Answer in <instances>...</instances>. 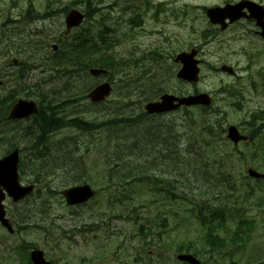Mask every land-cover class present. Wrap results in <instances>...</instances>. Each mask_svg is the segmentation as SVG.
<instances>
[{
  "label": "rangeland",
  "instance_id": "rangeland-1",
  "mask_svg": "<svg viewBox=\"0 0 264 264\" xmlns=\"http://www.w3.org/2000/svg\"><path fill=\"white\" fill-rule=\"evenodd\" d=\"M30 1L38 11H43L46 5L45 0H0V72L4 68L10 74L0 76L6 80L0 86V99L11 95L9 90L17 87L16 99L23 97L51 104L66 118L78 116L97 123L126 116L135 118L144 110L143 93L153 90L146 89L144 82L154 81L149 83L154 90L159 88L178 95L194 90L208 93L212 105L206 110L190 108L187 115L191 112L194 123H199L200 117L216 116L212 120L222 121L224 132L219 127L210 137L202 134L210 142L206 149L201 141H196L195 146L188 144L187 148L194 153L185 160L190 164L188 169H184L182 163L176 166L156 163L143 156L149 161L141 159V164L139 162L140 182L124 188L113 187L114 184L107 187L108 166L102 158L105 144L102 133L83 132L75 127L53 133L48 136L47 146L52 150L65 147L68 152H74L72 159L78 162V171L65 174L56 169L53 176L47 174L39 178L35 193L19 203L5 202L15 232L10 234L0 225V264H25L19 257L18 247L22 246L43 250L54 264H178L175 251L179 247L195 252L204 264H264V182L244 177L247 167L264 172V154L256 152L253 155V149L244 143L237 144L239 153L226 138L228 125H236L245 134L250 130L248 122L262 123L251 117L255 111L264 110V45L250 31V22H239L226 31L202 33L213 27L204 6H220L237 0H95L99 9L83 26L107 35L114 45L102 49L126 62L116 73V77L126 81L116 86L107 101L95 107L79 93L101 78H90L78 71L74 75L80 77L71 88L68 81L43 62L44 54L50 56L51 53L50 45H42L43 34L58 36L64 31L63 9L71 4L82 9L86 0H50L51 9L58 11L45 20L28 22L25 8ZM135 13L142 17V27L132 28L127 23ZM186 14L188 16L184 17ZM109 29L113 31H107ZM20 43L23 48H18ZM199 45L200 77L193 85L176 78L180 64L174 62V58L180 51ZM152 50H157L162 57L146 61L145 65L130 63L134 57ZM134 51L135 54L128 55ZM13 58H28L26 63L30 64L22 70L24 80L18 73L22 66L10 64ZM223 63L232 66L235 75L214 69ZM231 92L235 95H229ZM184 113L179 110L155 119L171 120L179 126ZM144 120L153 122L148 118ZM33 122L27 119L1 124L0 132L2 128H23L29 133L35 130H31ZM142 122L136 120L123 138L139 132ZM101 126L106 124L102 122ZM27 132L24 137L11 138L0 134V156L15 145L27 146ZM199 133V127L195 126L191 133L181 137L182 142ZM119 135L114 134L115 137ZM131 137L122 140L130 143L139 134ZM262 148L264 150V145ZM26 153L25 148L22 159ZM26 169L21 180L23 184L31 177L30 169ZM153 171L158 172L161 180L171 179L168 184L164 183L161 194L154 193L151 185L145 182V174ZM73 174L99 190L93 200L78 208L68 207L58 193L68 186L64 184L65 178ZM200 206L225 209L224 226L223 223L216 225L212 234L226 239L234 237L233 228L239 219H254L249 240L242 246L238 241L218 246L206 241V245L204 230L194 214Z\"/></svg>",
  "mask_w": 264,
  "mask_h": 264
},
{
  "label": "trees",
  "instance_id": "trees-1",
  "mask_svg": "<svg viewBox=\"0 0 264 264\" xmlns=\"http://www.w3.org/2000/svg\"><path fill=\"white\" fill-rule=\"evenodd\" d=\"M48 3L45 5V10L49 8ZM86 3V16L88 17L97 10V7L95 5H91L90 0H86ZM26 15L30 18H43L46 17L48 13L38 11L34 8L32 2L30 1L26 7ZM97 36L94 37L89 28H82L78 29L77 34L73 35L70 40L60 42L59 58L58 60L55 59L50 67L54 70L55 74H60V77H63L64 80L68 81L71 88L76 82L75 79L80 77L78 76L79 74H76L77 77L75 78V75L72 72L75 70V67L82 68L88 66H98L108 68L111 73L114 72V65L112 66L109 63V57H105L101 51L99 41L102 42L103 37L102 35H99V41H97ZM21 46L22 45H19L18 47ZM108 77L111 78L112 74H110ZM20 79L24 80L23 76H21ZM10 93L12 96H14L15 90H12ZM79 96L81 97V94ZM7 108L8 102H6V100L0 101V121L5 118V112ZM55 109L56 108H54L53 105H44L41 102L39 113L34 117V122L32 123L33 125H31V130H35L29 131V133L25 130H22L23 133L19 134L20 136L24 137V132L28 133V138H26L28 145L25 147L27 149V153L24 154L23 159L21 160L20 169L22 174L25 170H27L26 168L30 169V181L39 182V178H45V175L47 174L48 176H53L56 169L61 170L65 174H71L74 171H78L79 164L72 159L74 152H68L69 149H66L65 147L52 150L47 146V140L49 139L48 136L55 133L53 130L60 129L65 126L75 127L77 130H81L83 132L87 131L89 133L95 132L103 134V137H105V144L103 147L102 158L104 163L108 166V169L106 170L107 187H111L109 185L112 184H114L113 187H124L135 181H140L139 169L143 156L150 157L149 159H153V162L156 163H167L173 166L182 163V167H184V169H188L190 167V164H187L185 160L188 158V156H191L194 153L193 150L188 149L187 147L188 144L193 145L196 142V139L194 136H191L190 139L186 137V142H182L181 137L192 132L187 118L184 119V124L179 126H177L172 121H143L142 124L139 125V132H135L133 134V136H135L136 133H138L139 137H135L132 142L128 143L125 141H127V138H130L131 136L127 135L125 139L123 138L125 135L124 133L125 131L132 129L134 125L133 123H135L136 120L147 118L143 113L137 115L135 118L126 116L115 118L109 121H101L106 124V126L102 127V123L98 124L97 122V124H92V122H95V120L89 121L85 119V121L81 117L66 118L65 116H61L58 112H56ZM142 115H144L143 118ZM258 118H260V116H258ZM218 125L222 127V122L220 120L212 122L210 119H205L201 124L202 132L205 134H210L212 130L218 129ZM186 126H188V128ZM255 130L258 132L261 130V127L259 126L255 128ZM255 130L254 132L256 133ZM101 131L107 132L108 134ZM108 131H111L110 134ZM114 134H120L122 136L119 135L118 137H115ZM6 135H10V137L14 136L9 134V132H7ZM133 136L131 138H133ZM122 138L123 140L125 139V141H123ZM201 141L206 145H209L205 139H201ZM68 147L70 146L68 145ZM186 154L188 155L186 156ZM147 161L149 160L143 159V162ZM124 171H127V173L125 174ZM151 173L152 174L146 173L145 178L148 179V177L152 176L153 180H159V178L155 176L154 171ZM39 175L41 176L39 177ZM70 176L72 175H69V177L65 178V185H70L80 181L85 182L84 179L76 177V174H73L71 178ZM46 183L47 186H49L50 183L48 181ZM197 214L199 217H201V223L207 230V233L205 232L204 235V242L206 244L208 242L212 246L224 244L225 240L222 237L212 234V231L215 229V227H212L208 223L207 217H202L201 210H198ZM239 233H242L241 229L239 230ZM237 240L242 241L244 238L238 236V239L235 241ZM179 251L190 250L181 247ZM193 253L195 254V252ZM19 255L23 256V259L21 256L22 263H24V256H27L28 259V253L26 251H22ZM25 261L31 264L29 260L25 259Z\"/></svg>",
  "mask_w": 264,
  "mask_h": 264
},
{
  "label": "water",
  "instance_id": "water-1",
  "mask_svg": "<svg viewBox=\"0 0 264 264\" xmlns=\"http://www.w3.org/2000/svg\"><path fill=\"white\" fill-rule=\"evenodd\" d=\"M210 17L222 18L220 14H209ZM225 14H223L224 17ZM82 20V15L76 11L72 10L66 16V26L67 29L77 26ZM54 48H56L54 46ZM195 52L189 54L182 53L178 55L177 60L180 59L183 63V68L177 74L178 77L189 81L197 80L198 68L196 67L197 61L193 59ZM223 70L231 72V69L223 66ZM93 74H99L103 70H93ZM110 88L107 83L101 84L92 90L88 96L93 101H100L109 93ZM195 104H210V98L207 94H198V95H189L185 97H177L171 94H163L160 97L158 102H150L145 108L148 113L155 112H164L178 108L181 105H195ZM37 109L33 101L19 100L11 109L9 118H23L27 117L33 113H36ZM228 138L232 141L237 142L240 139H246L245 136H242L238 133L234 126L228 128ZM17 163H18V152L14 150L11 154L4 157L0 160V222L5 226L9 232H12V226L9 223L8 219L5 218V208L3 201L5 195L11 198L13 201H18L27 194H29L33 186H21L18 181L17 175ZM248 173L254 177L264 176L255 172L252 169H248ZM66 203L68 205H75L80 203H85L90 198H92L96 192L88 185H77L74 187L67 188L61 191ZM180 260L189 262L190 264H200L195 258L189 254L178 256ZM31 261L33 264H51L49 261H46L43 257V252L41 250H33L31 252Z\"/></svg>",
  "mask_w": 264,
  "mask_h": 264
},
{
  "label": "bare ground",
  "instance_id": "bare-ground-1",
  "mask_svg": "<svg viewBox=\"0 0 264 264\" xmlns=\"http://www.w3.org/2000/svg\"><path fill=\"white\" fill-rule=\"evenodd\" d=\"M9 11V10H8ZM78 117V116H77ZM84 119V118H83ZM85 120V119H84ZM86 121V120H85ZM18 122H20V121H18ZM95 123V122H94ZM93 124V123H92ZM95 124H97V123H95ZM22 130H23V128H20V129H16V128H9V129H7V130H5L4 132H5V134L7 133V132H9V134H12V135H19L21 132H22ZM29 130V129H28ZM60 129H54L53 130V132H58ZM45 134V133H44ZM8 136V137H7ZM6 138H11L10 137V135H6L5 136ZM26 147V146H25ZM25 147L24 148H21V150H20V155H21V160H22V150L24 149L25 150ZM23 150V151H24Z\"/></svg>",
  "mask_w": 264,
  "mask_h": 264
}]
</instances>
